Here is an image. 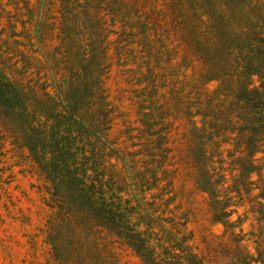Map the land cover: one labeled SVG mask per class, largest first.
<instances>
[{"label":"rangeland","instance_id":"1","mask_svg":"<svg viewBox=\"0 0 264 264\" xmlns=\"http://www.w3.org/2000/svg\"><path fill=\"white\" fill-rule=\"evenodd\" d=\"M261 33L264 0H0V71L32 108L79 117L159 258L264 264L263 154L245 191L235 144L239 56ZM26 140L0 106V264H146L56 192Z\"/></svg>","mask_w":264,"mask_h":264},{"label":"trees","instance_id":"2","mask_svg":"<svg viewBox=\"0 0 264 264\" xmlns=\"http://www.w3.org/2000/svg\"><path fill=\"white\" fill-rule=\"evenodd\" d=\"M259 44L261 48L257 51ZM248 46V50L239 56L240 89L235 98L242 108H245V113L236 115L244 124L239 127L241 133L237 134L235 144L240 151L246 150L250 153L247 158L249 167H241L240 171L244 177L245 191L251 192L254 189L251 177L254 174L260 179L262 177V171L255 165L257 155L263 154L260 158L264 160L263 35L258 34L251 38ZM53 103L55 108L45 111L34 106L32 108L25 93L15 87L6 73L0 71V106L7 115L19 122L21 129L26 133V146L31 156L41 164L56 192H62L72 206L76 205L88 212L97 225L124 239L146 264H204L196 254L182 251V246L181 255L174 252V249L166 251L168 257L159 258L160 255L146 236L148 229L144 231L139 229V225L131 223L129 207L122 200V195L112 194V197H108V191L104 188L106 181L101 167L103 164L100 163L98 154L102 150L93 143L90 131L82 125L75 113L67 110L63 112L59 105H56L57 102ZM245 135L247 141L243 139ZM202 177L204 181L198 183L199 188L215 200L217 186L221 183L211 178L207 171H204ZM108 190L110 191L109 187ZM54 196L61 195L56 193ZM113 198H117V202ZM58 206L64 210L60 204ZM225 209L226 207L222 212H225Z\"/></svg>","mask_w":264,"mask_h":264}]
</instances>
